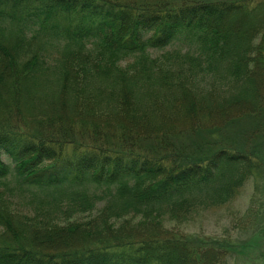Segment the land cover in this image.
I'll return each mask as SVG.
<instances>
[{"label": "trees", "instance_id": "1", "mask_svg": "<svg viewBox=\"0 0 264 264\" xmlns=\"http://www.w3.org/2000/svg\"><path fill=\"white\" fill-rule=\"evenodd\" d=\"M263 103L264 0H0V264H229L163 220L263 175Z\"/></svg>", "mask_w": 264, "mask_h": 264}, {"label": "rangeland", "instance_id": "2", "mask_svg": "<svg viewBox=\"0 0 264 264\" xmlns=\"http://www.w3.org/2000/svg\"><path fill=\"white\" fill-rule=\"evenodd\" d=\"M262 107L264 110V103ZM239 120L227 125L219 137L228 143V147L252 152L263 161L264 169V114L257 119L245 117ZM259 122L263 125L259 126ZM212 134L213 131H197L185 134L176 143L186 146L192 142L194 148L205 153L212 145L205 150L201 146L214 137ZM261 213H264V171L262 176L251 178L240 195L229 204L202 212L195 221L181 223L165 218L163 224L165 228L183 235L227 241L230 251H233L229 264H264V224ZM2 232L0 227V234ZM258 234L263 235L262 241Z\"/></svg>", "mask_w": 264, "mask_h": 264}]
</instances>
